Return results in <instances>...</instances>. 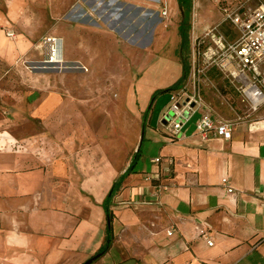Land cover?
Instances as JSON below:
<instances>
[{"label": "crops", "instance_id": "crops-1", "mask_svg": "<svg viewBox=\"0 0 264 264\" xmlns=\"http://www.w3.org/2000/svg\"><path fill=\"white\" fill-rule=\"evenodd\" d=\"M204 98L217 120H237L224 96ZM47 104L0 119V264H264V115L229 139L204 137L198 119L173 137L163 116L51 119ZM107 208L113 242L99 256Z\"/></svg>", "mask_w": 264, "mask_h": 264}, {"label": "rangeland", "instance_id": "rangeland-1", "mask_svg": "<svg viewBox=\"0 0 264 264\" xmlns=\"http://www.w3.org/2000/svg\"><path fill=\"white\" fill-rule=\"evenodd\" d=\"M112 1L0 0V119H26L36 98L48 103L51 119L173 115V91L167 90L183 76L179 0H114L108 6ZM192 1L189 61L196 35L221 17L225 3ZM223 30L233 32L228 24ZM49 38L57 39L60 62H52ZM205 76L203 95H222L238 113L248 112L226 76Z\"/></svg>", "mask_w": 264, "mask_h": 264}, {"label": "built area", "instance_id": "built-area-1", "mask_svg": "<svg viewBox=\"0 0 264 264\" xmlns=\"http://www.w3.org/2000/svg\"><path fill=\"white\" fill-rule=\"evenodd\" d=\"M223 14L221 22L207 26L196 35L190 73L171 93L169 111L173 115L167 122V129L173 137H177L184 125L200 113L196 127L201 135L207 137L213 133L229 139L238 121L255 119L264 108V0H239L231 7L224 6ZM225 24L231 26L232 33L223 30ZM48 42L52 45L53 60L58 57V51L61 55V48L56 38H49ZM210 67H217L229 79L247 106L248 112L245 115L237 113V120H217L207 109L200 77L205 76ZM222 184L228 192L235 191L228 177L222 179ZM262 202L264 205V188ZM204 238L213 245L211 237L204 235Z\"/></svg>", "mask_w": 264, "mask_h": 264}, {"label": "trees", "instance_id": "trees-1", "mask_svg": "<svg viewBox=\"0 0 264 264\" xmlns=\"http://www.w3.org/2000/svg\"><path fill=\"white\" fill-rule=\"evenodd\" d=\"M181 9H182V13L184 15L183 17V21H182V27H181V33H182V43L179 49V52L182 56V62H183V76L181 78V80L174 86H172L171 88H169L167 91H174L176 89H178L182 83L187 79L190 70H191V64L189 61V57L188 55H186L187 52L190 51V28H191V23H190V19H191V13H192V9H193V1L192 0H179ZM139 153V152H138ZM137 153V154H138ZM135 161V160H134ZM113 191H111L110 196L113 195ZM112 211L107 208V214H108V219L111 220L112 219ZM113 242V235H112V226H108V239L106 244L103 246V248L101 249V252L99 254V256H102L111 246Z\"/></svg>", "mask_w": 264, "mask_h": 264}, {"label": "water", "instance_id": "water-1", "mask_svg": "<svg viewBox=\"0 0 264 264\" xmlns=\"http://www.w3.org/2000/svg\"><path fill=\"white\" fill-rule=\"evenodd\" d=\"M170 118H171V115H168L167 117H166V120L168 119V120H170ZM143 139H144V131H142V136H141V141H140V145H139V147L137 148V151L136 152H139L140 151V148H141V145H142V142H143ZM110 220H109V225H110ZM98 257V255H96V256H94V257H92V258H90L88 261H86L84 264H91L96 258Z\"/></svg>", "mask_w": 264, "mask_h": 264}, {"label": "bare ground", "instance_id": "bare-ground-1", "mask_svg": "<svg viewBox=\"0 0 264 264\" xmlns=\"http://www.w3.org/2000/svg\"><path fill=\"white\" fill-rule=\"evenodd\" d=\"M117 1V0H116ZM100 4V3H99ZM114 4H115V1L113 0L111 3L109 2V4H108V6H114ZM103 5V4H102ZM105 5V4H104ZM105 9V8H104ZM118 9H119V7H118ZM118 9H115V8H113L112 10H118ZM107 11V10H106ZM112 14L113 15H115L116 14V12H113L112 11ZM101 17V16H100ZM60 51H58V57H55L53 60H52V62H60L61 61V58H60Z\"/></svg>", "mask_w": 264, "mask_h": 264}]
</instances>
